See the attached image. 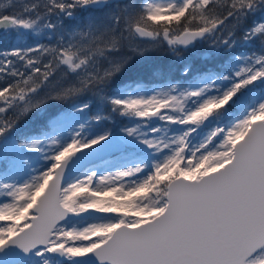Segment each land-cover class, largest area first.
I'll return each mask as SVG.
<instances>
[{
  "label": "snow or ice",
  "instance_id": "6c2138e0",
  "mask_svg": "<svg viewBox=\"0 0 264 264\" xmlns=\"http://www.w3.org/2000/svg\"><path fill=\"white\" fill-rule=\"evenodd\" d=\"M0 264H264V0L0 3Z\"/></svg>",
  "mask_w": 264,
  "mask_h": 264
},
{
  "label": "trees",
  "instance_id": "16d2710c",
  "mask_svg": "<svg viewBox=\"0 0 264 264\" xmlns=\"http://www.w3.org/2000/svg\"><path fill=\"white\" fill-rule=\"evenodd\" d=\"M0 3H7V0H0ZM161 57H163V53L160 54ZM165 63H167V61H164Z\"/></svg>",
  "mask_w": 264,
  "mask_h": 264
},
{
  "label": "rangeland",
  "instance_id": "374dc122",
  "mask_svg": "<svg viewBox=\"0 0 264 264\" xmlns=\"http://www.w3.org/2000/svg\"><path fill=\"white\" fill-rule=\"evenodd\" d=\"M200 50H201V52H203V51H204V49H203V48H201ZM242 50H243V51H248V49H246V48H245V49H242ZM173 75H177V73L173 72Z\"/></svg>",
  "mask_w": 264,
  "mask_h": 264
},
{
  "label": "flooded vegetation",
  "instance_id": "af4514ba",
  "mask_svg": "<svg viewBox=\"0 0 264 264\" xmlns=\"http://www.w3.org/2000/svg\"><path fill=\"white\" fill-rule=\"evenodd\" d=\"M201 51V50H200ZM151 67V66H150ZM149 77L151 78V76L149 75Z\"/></svg>",
  "mask_w": 264,
  "mask_h": 264
}]
</instances>
